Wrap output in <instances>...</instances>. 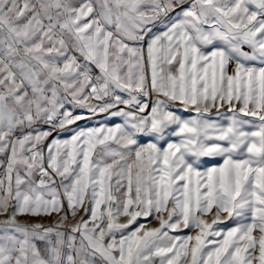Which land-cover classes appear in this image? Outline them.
<instances>
[{"label": "snow or ice", "instance_id": "6c2138e0", "mask_svg": "<svg viewBox=\"0 0 264 264\" xmlns=\"http://www.w3.org/2000/svg\"><path fill=\"white\" fill-rule=\"evenodd\" d=\"M0 216V264H264V0H0Z\"/></svg>", "mask_w": 264, "mask_h": 264}, {"label": "crops", "instance_id": "0c3cea01", "mask_svg": "<svg viewBox=\"0 0 264 264\" xmlns=\"http://www.w3.org/2000/svg\"><path fill=\"white\" fill-rule=\"evenodd\" d=\"M118 122V121H117ZM81 126H83V122L81 123ZM55 215V214H54ZM3 219H5V217H2V216H0V220H3ZM42 222H44V223H51V218H47V217H45V218H43V221ZM149 226H156V223L153 221V223L151 224V225H149Z\"/></svg>", "mask_w": 264, "mask_h": 264}, {"label": "rangeland", "instance_id": "374dc122", "mask_svg": "<svg viewBox=\"0 0 264 264\" xmlns=\"http://www.w3.org/2000/svg\"><path fill=\"white\" fill-rule=\"evenodd\" d=\"M217 162H222V161H219V160H217ZM149 219H151V218H149ZM155 222V221H154ZM156 223V222H155ZM185 232H187V230H185Z\"/></svg>", "mask_w": 264, "mask_h": 264}]
</instances>
